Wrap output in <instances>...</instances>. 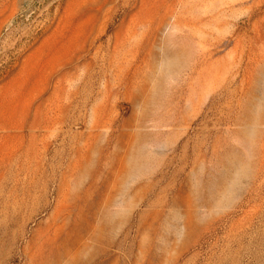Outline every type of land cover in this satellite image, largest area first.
Returning <instances> with one entry per match:
<instances>
[{"label":"rangeland","instance_id":"rangeland-1","mask_svg":"<svg viewBox=\"0 0 264 264\" xmlns=\"http://www.w3.org/2000/svg\"><path fill=\"white\" fill-rule=\"evenodd\" d=\"M0 264H264V0H0Z\"/></svg>","mask_w":264,"mask_h":264}]
</instances>
